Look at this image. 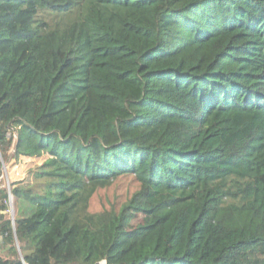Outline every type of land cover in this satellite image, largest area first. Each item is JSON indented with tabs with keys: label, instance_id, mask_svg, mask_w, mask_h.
Masks as SVG:
<instances>
[{
	"label": "trees",
	"instance_id": "16d2710c",
	"mask_svg": "<svg viewBox=\"0 0 264 264\" xmlns=\"http://www.w3.org/2000/svg\"><path fill=\"white\" fill-rule=\"evenodd\" d=\"M20 156L0 264H264V0H0Z\"/></svg>",
	"mask_w": 264,
	"mask_h": 264
},
{
	"label": "rangeland",
	"instance_id": "374dc122",
	"mask_svg": "<svg viewBox=\"0 0 264 264\" xmlns=\"http://www.w3.org/2000/svg\"><path fill=\"white\" fill-rule=\"evenodd\" d=\"M4 164V182H9L11 186L18 182L33 181L37 176L45 173H52L57 168L55 161L47 156L40 158H28L20 156L18 159L11 158ZM12 199L14 216L16 211L21 215L23 213L21 207L24 208V206H27V213L30 212L31 206L26 204L22 206V204L19 203L20 201L16 200L14 197ZM6 212L7 211H5V213ZM27 213L25 212V214ZM9 219L11 220V217Z\"/></svg>",
	"mask_w": 264,
	"mask_h": 264
},
{
	"label": "built area",
	"instance_id": "2783aa9c",
	"mask_svg": "<svg viewBox=\"0 0 264 264\" xmlns=\"http://www.w3.org/2000/svg\"><path fill=\"white\" fill-rule=\"evenodd\" d=\"M4 166L5 164L2 163L1 167H0V188H5L6 191H7V195H8V198L5 200V204H6V214H7V217L10 218L11 217V220L13 222L14 220V210H13V196H12V193H11V185L9 182L5 183L4 182ZM105 260H101L99 261L97 264H105Z\"/></svg>",
	"mask_w": 264,
	"mask_h": 264
},
{
	"label": "crops",
	"instance_id": "0c3cea01",
	"mask_svg": "<svg viewBox=\"0 0 264 264\" xmlns=\"http://www.w3.org/2000/svg\"><path fill=\"white\" fill-rule=\"evenodd\" d=\"M4 213V212H3ZM1 243H2V240H1V237H0V247H1Z\"/></svg>",
	"mask_w": 264,
	"mask_h": 264
}]
</instances>
